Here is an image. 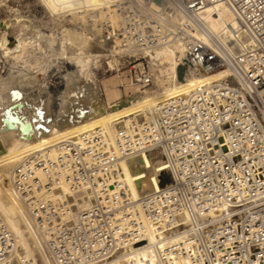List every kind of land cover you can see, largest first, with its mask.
Listing matches in <instances>:
<instances>
[{"label":"built area","instance_id":"built-area-1","mask_svg":"<svg viewBox=\"0 0 264 264\" xmlns=\"http://www.w3.org/2000/svg\"><path fill=\"white\" fill-rule=\"evenodd\" d=\"M166 1L185 17V27L160 14L166 6L158 0L113 3L121 24L116 33L138 61L129 81L149 86L146 55L181 41L185 73L226 74L161 101L119 129L117 150L92 131L62 140L56 154L24 156L11 185L47 264H111L144 237L143 217L163 241L150 245V258L125 264H264V0L209 1L230 9L239 23L235 39L241 30L248 35L243 51L210 32L201 16L206 0ZM100 26L114 35L110 22ZM142 154L165 170L157 171L159 188L137 200L140 212L120 176L122 163ZM63 184L74 196H53ZM15 248L0 216V264H17Z\"/></svg>","mask_w":264,"mask_h":264},{"label":"bare ground","instance_id":"bare-ground-1","mask_svg":"<svg viewBox=\"0 0 264 264\" xmlns=\"http://www.w3.org/2000/svg\"><path fill=\"white\" fill-rule=\"evenodd\" d=\"M36 1L40 6L43 7L44 12L48 13L47 15L52 16L53 19L56 18L55 21H57V17L54 16L58 12H63V14L68 13L70 15L80 12L78 11L80 9L84 10V12L87 11L93 12L99 10L98 12L108 15L111 14V15H109L108 17L104 15L105 16L104 17L103 14L101 13L100 15H98V13L96 12L95 14L97 15L93 13L94 15L90 17H92L93 19L95 17L97 18L94 19L93 21L91 20L92 23L94 24H90L91 22L89 23L90 27L94 28L93 31L91 28V31L93 32L92 34H90L91 36L85 33L86 31L85 27L87 25L85 26L83 24L81 26L82 30L81 28H79L81 30L80 35L76 34L75 36H73L74 40L73 37H68L69 36L68 34H62L60 41L56 36H54L55 34L53 33L51 34V31H50L51 35L47 36V34L43 33L42 29L37 24L35 25V23H33L32 20L28 21L25 18L21 19L20 17L22 16L17 15L18 14L17 9H14L9 5L6 6L7 11L10 12V13L8 12V15L14 14L15 12H17V14L15 13V17L11 15L14 19L4 18L0 20V58L3 59L2 68L3 67L5 68V71H3L5 73L0 74V96H1L0 98L1 99L3 98L1 103L3 104L4 102L5 104V106L3 104L4 108H2L0 112V213L3 215L5 221L2 218L1 214L0 216L4 221V223L6 222L5 224L7 228L12 233L16 241L14 256H15V262L17 264H26V263L47 264L41 257L35 237L32 234L27 221L24 218V210L22 205L20 204L19 196L17 195L16 191L13 189L11 185L12 173L19 166L20 162L22 161V159L26 154L37 151L38 152L50 151L53 154H56L57 145L62 140L68 138L75 139L77 137H80L82 134L89 133L92 131L95 132L99 131L103 133L105 138L107 139V135L106 132L104 131V125H103V121L105 120V117L110 124L112 123L114 125V127L112 128H116V133H117L119 129L129 124L132 120L138 121L139 118L137 117L140 115V112L145 116L150 108L160 103L161 101L181 94L188 93L194 87L204 82H215L223 78L226 74L225 70H217L207 73H199L193 70L187 71L185 73V71L183 70V76L180 78L179 70L182 67L181 64L179 63V60L185 56L187 49L185 42L181 41L172 46L158 47L153 52L147 54L146 56L149 59L150 63L153 65L163 64V63L170 64V68L166 75L168 82V89L166 95H162L155 99H150L148 103L146 104L140 103L136 107H134V105H131L130 107L134 109V112H132L131 114L133 115L131 118L130 116H127L129 114V110L128 111L123 110V105L129 104V102L131 101V97L130 98L128 97L129 99L126 102H123L122 104H118V102L113 101L111 104L105 105L99 94L98 85L94 82V80H92L90 73L91 70H89V65L91 61L100 56L99 54H97L100 48L101 49L103 48L104 50L111 49L113 53L116 52V50H119L121 52V49H124L127 52H129L121 43L120 37L116 32L114 33V35H108L104 33L102 27L99 24H97L101 18L102 20L105 18L112 24L113 27H116L117 29L121 28V24L119 21V14L113 8V3L116 0H36ZM158 1L166 6L165 7L166 10H164L163 7L158 9L160 14L168 13L172 17L175 24L181 27H185V23H184L185 17L180 12H178L172 6V4H170L166 0H158ZM206 1L208 2L207 4L208 6L205 8L201 16L203 20L206 22L210 32L218 36L225 44L229 45L234 51H238L240 49L241 51H243L246 47H248L250 43V39L244 31L241 30L240 40L235 39L232 34V30L237 29L239 27V23L233 16L230 9L221 2H217L213 4L209 2L210 0H206ZM76 16L77 15H75V17ZM52 17H50V21H52L51 19ZM82 17H84L83 19L85 20L86 17L81 16V18ZM77 21L80 22L81 20L79 21L78 19ZM94 21L97 23H95ZM90 27L87 26V29H90ZM64 29L66 30V28ZM194 35L206 40V37L204 35L197 33H194ZM2 37H5L6 40L2 41L1 39ZM54 37H56V39L59 41L60 47L57 48L55 47V45H58V43L55 44L57 41H55ZM68 43L70 44V46H73L74 44L77 47V49H74V51L71 50V48L68 47ZM48 47L49 48L52 47L51 52L49 50L48 53L57 54L58 52H60L59 54L61 55V57L63 56L62 58H65L67 62H70L72 64L71 66L72 69L75 68L71 72L73 76L76 77L77 80L79 79L83 82V86L82 87L80 86V88L82 89L78 88V94L82 93V97H84V99L82 101H79L78 103H75L74 106L72 105L73 110H70L72 111V115L64 114L66 118H64L65 116L62 118L60 115L63 114L62 113L63 112L62 101L64 99L63 96L62 99H60L61 103L54 102L53 104H55L56 106H53L52 104L54 108L53 112H55L56 117L52 116L53 118L52 119L50 118V121L44 123L42 122V120L44 119V115H46L45 118H49V112L46 114L43 111V108H41V105H37V102L33 103V100L31 98H29L28 101L29 103L32 104V106H36L37 111L36 112L34 111V113H29L28 116H25V113L21 111L20 107L23 106L18 107V109L20 108V110H16V111L14 110L12 111L8 107L10 105L17 103H22V104L26 103L25 101L27 99L23 101L21 98V95L25 92L23 91V93L21 94V90H23L22 89L23 86L26 87L27 85L28 87L32 85L31 83H29L30 81L26 82L25 79L23 78L21 79L22 76L19 78L18 76L20 75L19 74L17 75V72L15 74L16 76L12 74L14 68L13 64L15 62L16 65L18 63H21V68L23 67L28 68L27 72L31 71V68L34 65L36 66V63L39 61L36 62L35 59L29 60L30 49H33L32 51L35 50V52L36 50L42 52L43 50H46ZM49 56L52 57L51 55ZM55 58H57V55ZM115 60L116 59L110 60L109 64L112 65V63ZM29 66H31V68ZM19 68L18 70H20ZM24 70H20V72ZM33 71L37 72V69L36 71L35 69ZM28 73L30 75L27 73L26 74L29 76L32 75L30 72ZM20 74L22 75V72ZM68 77L69 76H67V78ZM35 79L37 78L35 77ZM67 91H69V89ZM64 92L65 91L63 90L62 92L63 95ZM68 94L70 96L71 93ZM76 95L77 94H75V97ZM4 96L8 97V98L6 97L7 100L4 99ZM75 101H73V103ZM63 109L65 110V108ZM125 112L128 113L124 114ZM114 119H117V121L112 122V120ZM113 133H114V129H113ZM114 138L111 137L110 139L111 142H113L114 145L116 146V142H117L115 141L116 135L114 136ZM116 150H117V146H116ZM159 170L162 171L165 170V166L163 165V163L160 162V160H151L149 155L147 154L139 155L125 162L122 173L124 172V175L131 182V187H132L131 189L136 194V196L131 194L134 200L136 201L139 200L142 194L150 191L151 189L159 188V184L156 179V174L157 171ZM120 181L123 184H127L123 180L122 174L120 176ZM68 188L69 187L67 184L60 185L57 188L58 190L57 192H63L66 194ZM138 202L139 201H137V206L139 211L141 212ZM141 217H142V213H141ZM142 219L144 224L143 225L144 237L139 241H137L135 245L131 247L130 251H126L123 253L120 252L122 256H117V255L114 256V258L110 260L111 264H125V262L128 261L132 255L136 261L142 262L144 259L150 258L151 255L150 245L161 243L163 241V236L159 234L158 230L155 229L153 226H151L144 217ZM160 236L162 240H160ZM174 237L175 236H167L166 239H173ZM17 243H18V248H20L21 250L20 257L22 258L20 259V257L19 258L17 257L18 260L16 259Z\"/></svg>","mask_w":264,"mask_h":264},{"label":"rangeland","instance_id":"rangeland-1","mask_svg":"<svg viewBox=\"0 0 264 264\" xmlns=\"http://www.w3.org/2000/svg\"><path fill=\"white\" fill-rule=\"evenodd\" d=\"M7 5L13 7L14 9H17L18 14H17V12H15V13L17 15H21L23 17V18L20 17L21 19L25 18L28 21L32 20V22L35 23V25L37 24L42 29L43 33L47 34V36L51 35L53 33V34H55L54 36H56L59 39V41H60L62 34H68L69 35V36L67 35L68 37H73L76 34L80 35L81 30H82L81 26L84 24L85 26L87 25L88 27H90V24H94V23H92V21L97 18V17H95L93 19L90 16L94 15L95 12L98 13V15H100V13H101V12H98L99 10L93 11V12H90V11L84 12V10L80 9V10H78L80 12L69 15L68 13L66 14L64 12L65 14H63V12L57 11L58 13L54 16V17H57V21H55L56 18L53 19L52 16L47 15L48 13L44 12L43 7L40 6L36 0H0V15H1L0 20L4 19V18L5 19H14L13 17H15V13L8 15L9 11H7V7H6ZM11 13H13V12H11ZM101 14H103V13H101ZM75 15H77V16L75 17ZM95 15H97V14H95ZM104 15L106 17H108L111 14H109V15L103 14V16ZM5 16L6 17L9 16L10 18L9 17L6 18ZM81 16H85L86 17L85 20L83 19L84 17L81 18ZM50 17H52L51 18L52 21H50ZM88 17H90V18H88ZM78 19H79V21L80 20L81 21L78 22L77 21ZM53 21H55L56 23ZM104 21L109 22L105 18L103 20L101 18L98 21V23L95 21L94 22L101 25L100 23H102ZM81 22H84V23H81ZM87 26L85 27V30H86L85 33L90 35L93 33L92 31L94 30V28L90 27V29H87ZM64 28H66V30H68V31H66ZM79 28H81V30ZM91 28H92V31H91ZM113 28H114V31L116 32L117 28L116 27H113ZM102 29H103L104 33H106V29H104V28H102ZM52 30L55 32H53ZM50 31H51V34H50ZM48 32H49V34H48ZM60 32H61V34H60ZM66 32H69V33H66ZM70 34H71V36H70ZM5 37H6V35H5ZM5 37L1 38L2 41L6 40ZM56 37H54L55 41H57L55 44L58 43V45H55V44L54 45L57 48L60 46H59V41L56 39ZM73 40H74V37H73ZM74 46H75L74 44H73V46H70V44L68 43V47H70L71 50H73V51H74V49H77V47L76 46L74 47ZM51 48L48 47L46 50H43L42 52L41 51L39 52L38 50H36V52H35V50L32 51L33 49H30V53H29L30 58L28 57L29 60L35 59L36 62L37 61L40 62V63L37 62L36 66L35 65H34L35 67L33 66L34 68L33 67L31 68V66H29L31 68V71H28V72H30L32 74L31 76H29L30 74L27 72L28 68H24V67L21 68V63H18L19 65L18 64L16 65L15 64L16 62L14 63L15 65L13 64L14 68H13L12 74L15 75L17 72V75L18 74L20 75V76H18L19 78L22 76L21 79L22 78L25 79L26 82L30 81L29 83H31L32 85H30L31 87L30 86L27 87V85H26V87L23 86V88H22L23 90H21V94L23 93V91L25 92V93H23L25 96L22 94L21 98L23 101H25L27 99L25 101L26 103H24V104L17 103V104L10 105L8 107L12 111L13 110L14 111L20 110V108H21V111L23 113H25V116H28L29 113H34V111L35 112L37 111L36 106H32V104L29 103V101H28V99L31 98L33 100V103L37 102V105H41V108H43V111L46 114L49 112V118H45L46 115H44V119H43L44 121L42 120V122H44V123L50 121V118L52 119L53 117H56L55 112H53V109H54L53 106H56V105L53 103L54 102L61 103L60 99H62L63 96H64L63 97L64 99L62 102H63V108H65V110L62 108L63 114L60 115L62 118L67 114L72 115V111H70V110H73L72 108L75 105V103H78L79 101H82L84 99V97H82V93H79L80 95L78 94V88H80V86L81 87L83 86V82L79 79L77 80L76 77L73 76V74L71 72L75 68L72 69V67H71L72 64L70 62H67L65 58H62L63 56L61 57V55L59 54L60 52H58L57 54L48 53L49 50L51 52ZM102 49L100 48L101 51L99 50V52H97V54H99L100 56L91 61L90 65H89V70H91L90 73H91L92 80H94V82L98 85L99 94H100L101 99L105 105H109L113 101L118 102V104H122L123 102H126L131 97V101L129 102V104L123 105V110L124 111L129 110V114L127 116H130L132 118L133 115H131V114H132V112H134V109H132L130 107L131 105H134V107H136L140 103L146 104V103H148V101H150V99H155V98H158L162 95H166V92L168 89V82H167L166 75H167V72L170 68L169 63H166V64L163 63V64H157V65L152 64V74H153L152 83L149 86H144V87L137 86L134 84V81L133 82L129 81V79H130L129 68L131 67V65H136L135 68H138V65H137L138 61H134L135 58H134L133 54H131V52H127L124 49H121V52H123V53H121L119 50H116V52L113 53L111 49H106V50H104V49L102 50ZM71 50H69V51H71ZM38 52H39V54H38ZM31 54H32V56H31ZM34 55H36V56H34ZM49 55H51L52 57H50ZM56 55H57V58H55ZM53 56H55V57H53ZM113 59H116V60L112 63V65L109 64V61L113 60ZM2 61H3V59L0 58V74L5 73V72H3V71H5V68L4 67L2 68V66H3ZM127 61H130V64H128ZM37 65H38V67H37ZM18 68L20 70L25 69L26 71L25 70L21 71L22 72V75H21L20 74L21 72H20V70H18ZM34 69H35V71L37 69V72H34L33 71ZM26 73L29 75H27ZM131 73L133 74V72H131ZM67 76H69V77L67 78ZM32 77H34V78H32ZM35 77L37 79H35ZM66 85H67V87H66ZM32 88H33V90H32ZM66 88H68L69 91H67L68 89H66ZM80 89H82V88H80ZM63 90L65 91L64 95L62 94ZM26 93H27V95H26ZM68 93H71L70 96ZM75 94H77L76 97H75ZM6 97L7 96H4L5 100H7ZM25 97H28V98H25ZM69 97H71V98H69ZM77 97L80 99H78ZM40 98L41 99L43 98V99L41 100ZM68 98L70 101L68 100ZM2 99L0 98V104H1L0 105V112H1L2 108H4L3 107L4 102H3V104L1 103ZM40 100L43 101L44 103L41 102ZM65 100H68V101H65ZM71 100H72V102H71ZM73 101H75V102L73 103ZM42 104H44V105H42ZM52 104H53V106H52ZM69 105H71V106L73 105V106L71 107ZM4 106H5V104H4ZM20 106H23V107H20ZM18 107H20V108L18 109ZM67 108H69V109H67ZM126 113H128V112H125L124 114H126ZM124 114H122V115H124ZM143 117H144V114H142L140 112V115L137 118H139V120H141ZM64 118H66V116ZM128 120H129V118H128ZM116 121H117V119L112 120V122H116ZM103 125H104V131L106 132V135H107V140L116 149L117 142H116V146H115L114 143L111 142V139H110L111 137L114 138V136L117 134L116 128H112V127H114V125L112 123L110 124L108 122V120L106 119V117H105V120L103 121ZM113 129H114V133H113ZM124 165H125V163H122V167ZM122 178L130 186L131 194L136 196L135 192H133V190L131 189L132 188L131 182L124 175V172L122 173ZM56 188H58V187H56ZM57 193H59V192H54L53 196H56ZM66 194L68 196H74L73 191L70 188H68V191ZM78 204H80V203H78ZM1 216L4 219L2 214H1ZM4 221H5V219H4ZM20 252H21V250H20V248H18V243H17L16 259H17V257L19 258L21 256ZM117 256H122V254L118 253ZM20 259H22V258L20 257ZM130 259L135 260L133 255L130 257Z\"/></svg>","mask_w":264,"mask_h":264},{"label":"water","instance_id":"water-1","mask_svg":"<svg viewBox=\"0 0 264 264\" xmlns=\"http://www.w3.org/2000/svg\"><path fill=\"white\" fill-rule=\"evenodd\" d=\"M183 67L179 70V77L181 78L183 76Z\"/></svg>","mask_w":264,"mask_h":264}]
</instances>
